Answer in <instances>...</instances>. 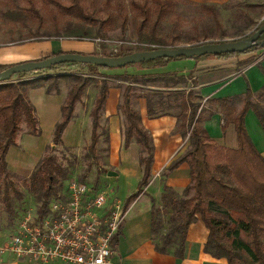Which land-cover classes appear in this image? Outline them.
Returning a JSON list of instances; mask_svg holds the SVG:
<instances>
[{
	"label": "trees",
	"instance_id": "16d2710c",
	"mask_svg": "<svg viewBox=\"0 0 264 264\" xmlns=\"http://www.w3.org/2000/svg\"><path fill=\"white\" fill-rule=\"evenodd\" d=\"M47 1L61 12L73 15L82 22L93 23V27L95 26L94 22L96 21L93 14L85 11L81 0H70L69 4H63L59 0ZM173 4L172 0H153L149 7L143 6V4L134 5L138 14L142 16L136 28V44H146L144 48L137 46L133 49L124 48L117 52L95 55L121 56L135 51L178 46L174 42L166 43L156 37V28L171 12ZM201 6L215 11L210 5L202 4ZM263 22L264 17L257 23L254 30ZM89 35L90 33L84 28H77L75 31L69 28L65 34L66 37H89ZM259 38L264 39V32ZM203 42L209 41L197 42L192 45ZM260 48H264V44L254 45L241 53L253 52ZM63 52L58 51L47 56ZM241 53L205 54L190 59L199 60L210 56L225 58ZM181 58L185 57H159L125 66L152 69L164 65L169 60ZM70 64H80L91 70L113 69L78 62L58 63L48 69ZM10 65L12 64L0 63V70ZM26 73L20 72L15 75L23 77ZM61 76L69 77L75 83L68 90L60 106V119L55 123L52 134V144L55 146L63 145L62 134L73 118L75 104L80 100L85 88L93 81L82 74ZM121 76L126 79L131 77V75L124 74ZM50 78L56 80L57 75L0 82V198L5 211L8 216H11L14 223L20 213L15 215L13 195L21 197V192L12 180L13 173L8 168L5 157L8 148L16 146V136L22 124H25L30 134L38 135L40 133L35 107L29 100L25 89L44 87L45 82ZM188 78V75L172 74L163 75L159 79L166 84L177 85L185 83ZM143 80L145 82V79ZM191 82L195 84V80ZM133 86H135L133 83H129L123 88L122 102L119 108L124 118L123 147L127 148L132 141L138 144V162L142 174L136 189L124 200L123 209L125 211L128 205L144 192V188L149 182L154 151L152 137L143 126L138 111L132 105L131 98L135 89ZM58 91V86L54 91L50 84L45 86L46 94H58ZM108 92L109 84L102 79L89 111L91 135L88 148L92 153L95 152L99 140L98 130L103 129L100 117ZM252 95L253 93L248 88L241 97L211 98L207 100V104H201V98L191 89L186 92L166 94L147 92L143 94L148 118H157L163 115L175 116L177 119L175 132L186 137L187 142L183 154L170 162L168 170L174 169L181 162H186L189 167L190 183L183 190L184 197H178L173 192L163 195L164 206L174 210L175 215L170 218L171 225L160 237V243H157L154 237L158 233L159 227L153 219L155 209L152 210L151 232L155 240V249L158 252L165 253L172 243L177 242L176 254L181 255L188 226L193 221L200 219L208 229L203 247L206 253L214 258H224L227 264H264V157L254 145L245 125V115L249 109L254 112L261 125H264V112L251 102ZM257 95H264V86L257 92ZM239 99H243V104L238 109L235 107V102ZM177 108L180 109L179 112H172V109ZM217 111L223 118L222 131H225L229 124L234 127L237 140V146L234 148L224 146L211 139L202 126V122ZM67 172V167L49 151L34 167L28 180V188L38 195L39 201L35 210L40 215L46 213L48 202L63 191L64 184L60 185L58 189L55 188V184L57 178L65 177ZM114 242H117V238L114 239Z\"/></svg>",
	"mask_w": 264,
	"mask_h": 264
},
{
	"label": "rangeland",
	"instance_id": "374dc122",
	"mask_svg": "<svg viewBox=\"0 0 264 264\" xmlns=\"http://www.w3.org/2000/svg\"><path fill=\"white\" fill-rule=\"evenodd\" d=\"M59 1L63 4L70 3V0ZM172 1L174 2L173 8L156 28V37L166 43L174 42L178 46L192 45L202 41L243 38L249 35L264 17V0H229L221 4L198 3L194 0ZM81 3L86 12L93 14L96 21L94 27L93 23L82 22L73 15L61 12L47 0H0V56L18 52L34 53L41 50L49 52L48 40L61 39L60 37L84 41L85 45H77L80 48L85 47L81 49L82 51L76 52L85 54H104L117 52L124 48L133 49L137 46L143 48L146 46V44H136V28L142 16L138 14L134 5L143 4V6L149 7L153 0H81ZM202 4L210 5L215 11L204 8L201 6ZM69 28L72 31L84 28L90 35L89 37H66L65 34ZM263 52L264 50L256 52L254 56L257 57L259 53ZM49 53H44L45 55L40 57L47 56ZM177 60L180 59L169 60V66H174L173 63H176L174 61ZM166 70L168 69L163 71ZM169 70H175V68H169ZM163 71L158 72L138 66L91 70L80 64H70L54 69L30 71L23 77L14 74L10 80L57 75L56 80H52V77L48 79L44 87L25 89L29 100L35 107L40 133L38 135L30 134L29 129L25 124H22L16 136V146H10L6 153L7 166L13 173L12 180L21 192V197L13 195L15 215L37 207L39 198L28 188V180L34 167L47 151L54 154L57 160L67 167L68 171L65 177L57 178L56 189L60 185L66 184L67 179L76 177L94 182L100 190L111 194L112 197L119 198L122 202L124 193L131 187V183L123 177V173L118 174L115 178L108 177L110 176L109 172L116 171L117 152L121 148L115 153L111 152L112 148L106 129L107 121L102 116L100 123L103 129L98 130L99 140L95 152H90L88 148L91 135V118L88 112L90 106L93 105L92 97L97 94L98 85L102 79L109 83L110 88L118 86L122 91L127 84L133 83L135 89L131 100L134 108L137 107L139 99L143 98V94L147 92L166 94L187 91V86L192 81L191 74H187L190 80L185 83L170 85L159 78L163 75L175 74V72L164 73ZM68 74H82L93 81L85 88L80 100L75 104L73 118L62 134L63 145L55 146L52 144V134L55 123L60 119V107L55 105L56 103L49 102L52 97L45 93V86L50 84L52 91L58 86V94L64 100L68 90L75 83L73 79L61 76ZM122 74L131 75V77L126 79L121 76ZM251 102L264 112V95L254 93L251 96ZM242 104L243 99H239L235 102V107L239 109ZM120 105L121 103L118 107ZM119 111L121 112L120 108ZM179 111V108L172 109V112L175 113ZM245 125L251 128L250 120ZM137 167L140 171V167ZM173 215H175L174 210L164 206V200L157 205L153 218L159 227L158 233L154 236L157 243H160V237L170 227V218ZM15 223L11 216H8L0 198V245H5L7 236L15 229ZM172 247L176 250L177 242L172 243L168 248Z\"/></svg>",
	"mask_w": 264,
	"mask_h": 264
},
{
	"label": "crops",
	"instance_id": "0c3cea01",
	"mask_svg": "<svg viewBox=\"0 0 264 264\" xmlns=\"http://www.w3.org/2000/svg\"><path fill=\"white\" fill-rule=\"evenodd\" d=\"M198 3L221 4L229 0H194ZM80 42V43H75ZM88 42V41H86ZM85 45L84 41L72 39L48 40L49 52L36 51L18 52L16 54H5L0 56L1 64H14L21 61L38 59L44 53H55L56 51L72 50L82 51L79 45ZM94 48L96 46L94 45ZM264 50L260 48L253 52L241 53L225 58L210 56L208 58L193 60L180 59L152 69L160 72L192 75V80L187 86L201 98V103H207L208 99L219 97H230L244 95L246 89L251 93L258 92L264 86V56L255 53ZM48 54V55H49ZM252 59V60H251ZM248 60L247 62H245ZM250 60V61H249ZM245 62V63H244ZM175 70H169V68ZM174 67V68H173ZM173 71V72H171ZM177 72V73H176ZM188 80H190L188 78ZM109 84V83H108ZM52 97L51 103L61 106L63 100L60 94H48ZM93 95L92 101L94 102ZM122 102V89L109 86V92L105 101L101 116L107 121L106 129L109 137L111 152L115 153L119 148L117 168L114 175L123 173V177L131 183V187L124 193L125 198L136 189L141 178V166L138 162V144L132 142L127 148L123 147V115L119 111V104ZM93 104V103H92ZM92 106H90L89 111ZM141 117L143 126L152 137L154 151L151 164V175L144 192L133 200L127 207L121 230L118 233L117 242L111 255V264H227L224 258H214L203 250L207 239L208 229L204 223L197 219L187 228L181 255L176 254L174 247L168 248L165 253L155 249V240L151 232L152 210L156 209L160 202H163V195L173 192L178 197H184L183 190L190 183L189 167L186 162H181L177 167L168 170L170 162L183 154L187 145L186 138L175 132L177 119L172 115H163L157 118H148L144 98H140L135 108ZM89 113V112H88ZM251 122V128L247 131L264 157V125H261L254 112L249 109L245 115V124ZM223 118L220 112H215L202 122L211 139L227 147H236L237 140L232 124H229L225 131H222ZM256 126V127H255ZM260 126V127H259ZM258 128V129H257ZM260 128V129H259ZM128 154H131L128 156ZM140 167V171L138 167ZM124 200L122 203L124 204ZM3 245H0V249ZM0 264H65L58 260L39 262L15 257L7 250L0 251Z\"/></svg>",
	"mask_w": 264,
	"mask_h": 264
},
{
	"label": "built area",
	"instance_id": "2783aa9c",
	"mask_svg": "<svg viewBox=\"0 0 264 264\" xmlns=\"http://www.w3.org/2000/svg\"><path fill=\"white\" fill-rule=\"evenodd\" d=\"M125 213L119 198L93 182L72 177L48 202L45 214L35 209L19 214L0 251L39 262L111 264Z\"/></svg>",
	"mask_w": 264,
	"mask_h": 264
},
{
	"label": "water",
	"instance_id": "95a60500",
	"mask_svg": "<svg viewBox=\"0 0 264 264\" xmlns=\"http://www.w3.org/2000/svg\"><path fill=\"white\" fill-rule=\"evenodd\" d=\"M264 32V22L249 35L234 39L214 42H203L197 45H180L174 47H164L153 50L135 51L121 56H104L95 54H85L80 52H63L47 57L21 61L14 63L0 70V82L9 81L10 78L20 72H30L34 70L47 69L50 66L63 62H78L94 64L107 68L123 67L127 64L153 60L159 57H185L202 56L205 54H222L230 52H244L254 45H263L264 39L260 35ZM115 174L112 172L108 173Z\"/></svg>",
	"mask_w": 264,
	"mask_h": 264
}]
</instances>
